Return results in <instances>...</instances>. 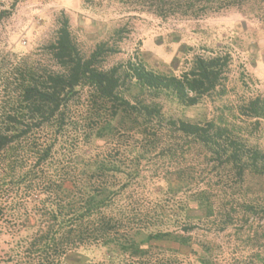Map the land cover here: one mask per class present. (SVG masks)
<instances>
[{
	"label": "rangeland",
	"instance_id": "1",
	"mask_svg": "<svg viewBox=\"0 0 264 264\" xmlns=\"http://www.w3.org/2000/svg\"><path fill=\"white\" fill-rule=\"evenodd\" d=\"M14 1L0 0V11L12 10L0 20V118L19 110L20 83L29 70H58L47 45L65 13L86 55L101 41L118 48L106 57L107 68L131 59L152 70L180 73L196 54L230 52L233 60L224 84L197 105H182L171 92L155 99L167 120L212 119L227 127L221 155L229 152L235 137L246 164L251 149L264 152V118L246 117L239 110L243 99L264 97V0H204L193 5L189 0H17L12 9ZM120 27L125 31L118 41L115 30ZM125 83L127 94L148 96L147 90ZM92 95L89 88L81 89L65 108L61 126L54 122L53 131L35 129L27 142L15 143L14 155L19 165L29 167L27 148L57 132L48 173L58 169V180L63 174L76 177V182L66 180L71 195L59 196L62 203L80 193L75 186L84 182L82 176L91 177L92 190L106 183L119 189L102 212L114 217L116 238L128 231L147 251L138 257L91 240L64 254L61 264H264V174L249 168L242 174L239 162H230L227 154L220 156L168 122L150 127L145 138L125 127L111 138L97 137L106 110L100 105L99 110ZM156 130L155 144L150 131ZM102 162L118 168L105 174V168L97 167ZM22 196L11 190L0 195V264H31L30 243L52 222L45 207L27 193ZM199 196L203 204L195 201ZM54 197L48 192L49 202ZM158 230L183 234L189 243L161 238L143 242Z\"/></svg>",
	"mask_w": 264,
	"mask_h": 264
},
{
	"label": "trees",
	"instance_id": "2",
	"mask_svg": "<svg viewBox=\"0 0 264 264\" xmlns=\"http://www.w3.org/2000/svg\"><path fill=\"white\" fill-rule=\"evenodd\" d=\"M16 1L13 2L12 9L17 5ZM189 1L193 5L204 0ZM11 13V9H3L0 11V20L9 17ZM124 31L123 27L115 30L118 41L122 40ZM47 49L55 66L59 67L58 70L48 68L40 73L29 70L28 77L23 78L20 83L19 110L8 112L0 118V195L11 190L22 198L27 193L34 203L45 207L52 221L43 235L30 243L29 249L32 250L33 257L31 264H61L60 259L64 254L91 240L117 246L122 253L138 257L147 251L141 247L142 242L137 241L135 234L128 231L116 238L111 228L116 225L114 217L102 212L111 205L115 195L119 194V189L106 183L100 190H92L89 188L91 177L82 176L84 182L81 186H75L80 193H75V197L62 203L63 197L71 195L70 190L65 187L66 180L73 178V182H76V177L64 176L62 173V179L58 180V169L54 174L48 173V161L54 157L59 139L57 132L52 134L53 123L58 122L61 126L65 108L81 89L92 90L98 108L100 105L106 110L102 125L95 134L97 137L111 138L114 131L125 127L145 138L150 127L165 126L164 122H168L177 131L191 136L202 146L214 149L220 156L227 154L230 162H239L242 174L245 168H249L253 174H264V152L251 149V162L246 164L242 161L241 150L238 148L239 139L231 138L229 134L226 138L232 139V148L221 155V149H225L222 140L223 135L228 132L227 127L217 126L212 119L205 122L181 117L167 120L162 104L156 100L162 93L171 92L178 103L185 106L197 105L205 96L224 84L233 60L230 52L212 51L208 56L196 54L190 65L180 73L152 70L141 60L131 59L107 68L104 67L106 57L117 53L118 48L107 41H101L86 55L71 32L70 20L65 13L60 16L56 37L47 45ZM126 81L130 86L147 90L148 96H145L146 93L142 96L127 94ZM239 110L246 117L264 118V97L258 94L243 99ZM35 129L52 131L48 134V139L41 140L42 142L27 150L24 148L26 159L31 157V160L30 166L23 168L24 165H19L14 155V145L17 142H27ZM159 131H150L153 132L155 144L159 140ZM26 159L22 163H26ZM97 167L99 170L105 168V174L106 171L114 173L118 168L105 162ZM48 192L55 196L52 202L48 201ZM201 197H196L195 201L201 203ZM191 228L192 226L187 227L188 230ZM159 238L176 239L181 244H188L190 239L183 234L176 236L169 231L158 230L150 232L143 242Z\"/></svg>",
	"mask_w": 264,
	"mask_h": 264
}]
</instances>
